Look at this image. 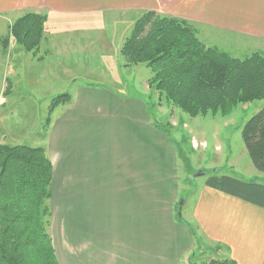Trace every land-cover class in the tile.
Segmentation results:
<instances>
[{
    "label": "crops",
    "instance_id": "obj_1",
    "mask_svg": "<svg viewBox=\"0 0 264 264\" xmlns=\"http://www.w3.org/2000/svg\"><path fill=\"white\" fill-rule=\"evenodd\" d=\"M146 12L188 23L205 46L231 37L239 49L264 45V0H0V72L4 57L6 75L14 76L12 59L30 61L33 55L9 32L27 13L46 17L37 61L49 60L55 37L65 51L60 59H74L50 73H37L29 62L19 81L32 92L37 77L48 84L49 75L70 73L75 87L34 146L46 150L52 166L49 235L57 263L186 264L193 251L216 247V256L233 264H264V209L205 185L182 199L173 138L154 128L147 100L111 87L125 86L112 78L121 75L119 59L113 66L91 62V46L102 36L97 29L104 31L110 17L137 19ZM71 67L96 76L73 74ZM180 199L185 220L175 217Z\"/></svg>",
    "mask_w": 264,
    "mask_h": 264
},
{
    "label": "trees",
    "instance_id": "obj_2",
    "mask_svg": "<svg viewBox=\"0 0 264 264\" xmlns=\"http://www.w3.org/2000/svg\"><path fill=\"white\" fill-rule=\"evenodd\" d=\"M46 17L27 13L9 27L11 38L34 54L45 34ZM120 55L127 66L143 65L148 84L159 97L190 118L228 114L239 105L264 101V56L236 59L205 46L194 27L175 18L146 12L125 37ZM70 94L52 99L44 128ZM154 128L166 135L154 118ZM246 153L257 172H264V107L242 129ZM214 174L205 186L264 209V184ZM52 166L42 147L0 142V264H58L52 247L50 188ZM190 254L186 264L191 263ZM200 264H233L227 258Z\"/></svg>",
    "mask_w": 264,
    "mask_h": 264
},
{
    "label": "rangeland",
    "instance_id": "obj_3",
    "mask_svg": "<svg viewBox=\"0 0 264 264\" xmlns=\"http://www.w3.org/2000/svg\"><path fill=\"white\" fill-rule=\"evenodd\" d=\"M111 19L115 20L112 22ZM109 20L108 24L111 25L113 23L115 26L106 24L104 31L97 29L98 36H102L97 38L99 40L98 43L91 46L92 50L93 47L96 50V59L91 62H96L99 65L100 63H104L108 66H113L114 63L116 64V59H119L118 62L121 63V75H116L112 78L119 83H124L125 86L123 87L124 89H118L115 86L111 87L116 89L115 91L120 94L132 92V94H137L147 100L154 118L158 119L168 136L173 138L178 147V175L180 188L183 191L182 199L187 198L189 194L205 185L207 179L214 172L219 176L264 184V172L260 173L254 169L244 148L241 136L244 125L264 107V101L239 105L225 115L209 113L196 118L188 117L177 108L166 104L164 99L150 89L148 84L150 78L148 75L150 73L143 65L127 66L124 58L120 55V50L117 51V44L119 41H122L120 42L122 46L125 37L131 32L136 19L128 14H119L110 17ZM2 30H4L3 27ZM103 32L107 35L104 36ZM199 38L202 41V37ZM107 39L110 45L105 43L104 40ZM214 39L216 40V38ZM228 40H231V42L226 44L220 43V45L205 44L210 48L211 46H217V48L225 51V53L233 58L243 59L254 52L264 56V45L248 44L239 49L236 46L238 45L236 40L232 37ZM53 41V43L49 41V46L47 47V50L50 52L48 56L49 60L44 59L43 62L37 61L38 54H40L38 50L36 51L38 54L35 52L31 56V59L29 57L30 61L22 59L20 61L19 57L13 58L12 61L15 63L11 62V66L16 69L14 76L6 75L8 71V68L5 66L8 62L7 57H4L1 61L0 142L3 144L34 147L42 143L46 130L44 125L48 118V108L52 99L60 94H71L75 88L73 84L70 85L69 83V80H71L70 73L59 75L53 79L49 75L48 84L47 82L40 83V77H37V82L33 86L32 92L25 90L23 84H21L24 82H19L20 79L23 80V76H21L22 69L27 64L29 65V62L33 66L32 69L35 68L37 73L38 71L41 72V70L44 73H50L51 70L56 71L54 68L56 65L62 63L69 65L71 62L73 63L74 59L66 62V59H60L61 56H58V54L60 55L65 52L60 44L62 40L55 37ZM108 47H110V50ZM70 71L77 75H89L90 79L96 76L94 70L89 68L84 71V69L82 70L79 67H71ZM73 77L77 78V76ZM75 80V82L78 81V79ZM52 114L49 119H51ZM182 199L179 200L178 207ZM177 206L175 209L176 218L178 217L179 209ZM180 217L185 220V209L180 212ZM217 252L216 247H213L212 251L203 249L193 251L194 257L191 263L200 264L209 260H218L219 258L216 256ZM187 260L188 258L184 262H187Z\"/></svg>",
    "mask_w": 264,
    "mask_h": 264
},
{
    "label": "water",
    "instance_id": "obj_4",
    "mask_svg": "<svg viewBox=\"0 0 264 264\" xmlns=\"http://www.w3.org/2000/svg\"><path fill=\"white\" fill-rule=\"evenodd\" d=\"M181 208H182V202H180L179 204L178 217H180Z\"/></svg>",
    "mask_w": 264,
    "mask_h": 264
}]
</instances>
